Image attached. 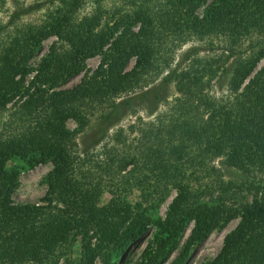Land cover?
<instances>
[{"label":"trees","instance_id":"trees-1","mask_svg":"<svg viewBox=\"0 0 264 264\" xmlns=\"http://www.w3.org/2000/svg\"><path fill=\"white\" fill-rule=\"evenodd\" d=\"M200 2L163 0L123 12L107 0H33L13 13L12 20L44 10L38 24L15 28L0 43V113L17 97L13 117L21 125L0 132V264H47L76 242L77 264L97 258L110 264L109 257L122 256L145 231V207L162 204L171 191L164 218L154 221L157 231L134 264H160L192 222L170 263L181 264L235 217L237 226L210 264H240L247 257L263 264L256 254L264 241V66L254 69L264 58V0H211L198 17ZM86 3L90 10L80 15ZM48 38L54 40L32 68L29 60ZM209 38L222 43L220 56L200 58L201 48L193 46L171 66L172 48ZM95 56L99 63L89 73L86 60ZM158 71L164 75L149 86ZM78 75L77 83L64 86ZM224 76L229 95L216 99L211 83ZM121 95L127 97L113 101ZM134 105L154 119L138 129L132 153L111 151L90 165L88 149ZM99 106L104 111L79 150L65 122L83 129L86 113ZM159 106L164 113H156ZM13 158L29 167L50 163L41 205L10 199ZM199 174L208 182L196 190L191 181ZM133 190L144 193V208L127 205ZM103 193L109 199L99 205Z\"/></svg>","mask_w":264,"mask_h":264},{"label":"rangeland","instance_id":"rangeland-1","mask_svg":"<svg viewBox=\"0 0 264 264\" xmlns=\"http://www.w3.org/2000/svg\"><path fill=\"white\" fill-rule=\"evenodd\" d=\"M110 6H117L121 11L130 10V8H135L139 6H148V7H157L162 4L163 0H107ZM211 0H201L199 7L195 10V14L198 17H201L204 7L209 4ZM33 3V0H0V43L5 41L6 37L12 35V32L15 28L23 27L24 25H36L43 19L44 10L42 8L31 11L25 15L20 16L18 19H13L11 16L17 10L19 6H25ZM131 6V7H130ZM90 6L86 5L80 10L79 14L84 15L89 12ZM12 20V21H11ZM11 24H10V23ZM54 38H48L43 41L41 48L37 53H35L32 58L29 60L28 64L34 68L45 56L47 53V48ZM208 44H211L210 46ZM198 46L201 48V51L198 53V57L204 59H210L222 54L220 46H223L219 40L213 38L203 39L202 41H197L192 39L186 44L179 45L171 49L169 53V58H171V66L177 60L181 52L186 50V48ZM99 63V57L95 56L86 60V69L89 70V73L93 71ZM131 64V63H130ZM130 66V65H129ZM264 66V58H262L256 65L254 72ZM165 71H158L154 76L151 77V80L147 81L148 85L156 84L159 82L160 78L164 75ZM31 75H28L25 78L24 85H27V81L31 78ZM80 78V75L70 79L64 86L70 87L73 84L77 83ZM227 77H222L218 82L212 81L210 88V95L216 99H225L228 97L229 92L225 87V82ZM140 89L135 90L133 93H128L127 96H132L138 93ZM121 95L118 98L113 99L114 102L119 101L120 99L127 97ZM26 97H23V101ZM17 97L11 102L5 105V111L0 113V132L7 135L14 133L17 130H20V122L13 117L15 111ZM20 101V102H21ZM111 101V102H113ZM104 111L103 107H95V109L88 111L86 113L87 117V126L83 129H79L77 124L72 120L68 119L65 122V128L68 131L76 132L75 141L78 145V149H82L81 140L84 135H87L97 126L100 114ZM165 108L159 106L156 113H164ZM155 113V114H156ZM154 115L144 110L141 106L134 105L133 108L125 113L120 114V119L110 127L103 138L99 143L93 147H90L87 151V158L91 159L90 165L92 162H100L104 160V157L107 153H118L125 154L128 152L132 153L130 150L133 147V142L139 136V131L145 123L152 122ZM81 156V155H80ZM79 156V157H80ZM218 159L215 160L214 166H218ZM9 167L17 171L16 176V186L11 194L10 199L14 204H33L41 205L42 197L46 190L45 185V175L50 170V163L37 164L33 167H29L28 164L18 158H13L8 162ZM95 168V167H94ZM207 175H197L196 181H191L192 187L196 190L202 189L204 185L208 182L206 179ZM200 186V187H199ZM144 193L139 192L138 190H133L130 194L126 196L127 205L130 208H135L137 204H140L142 208L145 207L146 198L143 197ZM175 196V192L171 191L168 198L164 200L162 204H159L157 207H145L147 218L149 223L145 231L132 243L120 257H109L110 264H134L143 248L152 240L153 235L156 233V226H154V221L159 218L162 220L167 212V207L170 204L172 198ZM109 199V195L103 193L99 199V205L105 204ZM147 208V209H146ZM240 217H235L228 220L219 227L213 229L199 244L194 246L186 259L181 264H210L215 257L220 252L224 238L231 233L237 226ZM193 226L192 222L186 223L182 232L176 237V240L173 244V248L168 254V256L160 264H170L176 257L179 248L182 243L185 241L187 236L190 233V230ZM262 242V241H261ZM259 243V253L256 254L258 260H262L264 264V241L261 245ZM243 258L240 264H253L254 262L250 259ZM79 261V250L78 242H76L73 247L69 250H65L61 253H56L49 258L47 264H77ZM95 264H102V260L97 258Z\"/></svg>","mask_w":264,"mask_h":264}]
</instances>
